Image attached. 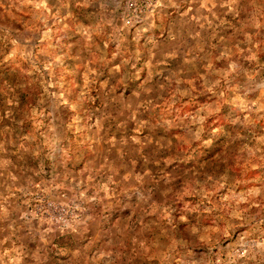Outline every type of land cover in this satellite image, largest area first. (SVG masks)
<instances>
[{"label":"rangeland","instance_id":"obj_1","mask_svg":"<svg viewBox=\"0 0 264 264\" xmlns=\"http://www.w3.org/2000/svg\"><path fill=\"white\" fill-rule=\"evenodd\" d=\"M0 264H264V0H0Z\"/></svg>","mask_w":264,"mask_h":264},{"label":"built area","instance_id":"obj_2","mask_svg":"<svg viewBox=\"0 0 264 264\" xmlns=\"http://www.w3.org/2000/svg\"><path fill=\"white\" fill-rule=\"evenodd\" d=\"M154 6L155 0H125L126 9L130 11L135 19H140L142 15L150 12ZM37 202L38 204L35 205L36 214L59 229L67 227L75 217L74 211L62 204L45 199L38 200Z\"/></svg>","mask_w":264,"mask_h":264}]
</instances>
